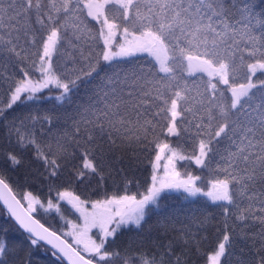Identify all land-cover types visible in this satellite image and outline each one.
I'll list each match as a JSON object with an SVG mask.
<instances>
[{
	"label": "snow or ice",
	"instance_id": "obj_1",
	"mask_svg": "<svg viewBox=\"0 0 264 264\" xmlns=\"http://www.w3.org/2000/svg\"><path fill=\"white\" fill-rule=\"evenodd\" d=\"M0 264H264V0H0Z\"/></svg>",
	"mask_w": 264,
	"mask_h": 264
}]
</instances>
